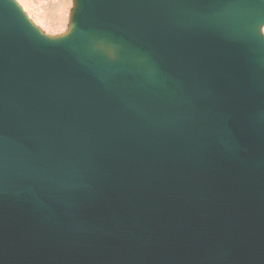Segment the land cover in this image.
I'll list each match as a JSON object with an SVG mask.
<instances>
[{
	"label": "water",
	"instance_id": "1",
	"mask_svg": "<svg viewBox=\"0 0 264 264\" xmlns=\"http://www.w3.org/2000/svg\"><path fill=\"white\" fill-rule=\"evenodd\" d=\"M264 0H0V264H264Z\"/></svg>",
	"mask_w": 264,
	"mask_h": 264
},
{
	"label": "rangeland",
	"instance_id": "2",
	"mask_svg": "<svg viewBox=\"0 0 264 264\" xmlns=\"http://www.w3.org/2000/svg\"><path fill=\"white\" fill-rule=\"evenodd\" d=\"M17 1L29 17L47 34L59 35L67 30L73 0Z\"/></svg>",
	"mask_w": 264,
	"mask_h": 264
},
{
	"label": "bare ground",
	"instance_id": "3",
	"mask_svg": "<svg viewBox=\"0 0 264 264\" xmlns=\"http://www.w3.org/2000/svg\"><path fill=\"white\" fill-rule=\"evenodd\" d=\"M263 31H264V27H263Z\"/></svg>",
	"mask_w": 264,
	"mask_h": 264
}]
</instances>
